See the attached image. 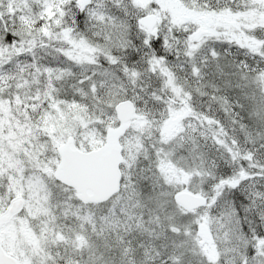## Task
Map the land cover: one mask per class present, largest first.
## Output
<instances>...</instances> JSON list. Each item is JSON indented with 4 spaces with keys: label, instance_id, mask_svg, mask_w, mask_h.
I'll use <instances>...</instances> for the list:
<instances>
[{
    "label": "snow or ice",
    "instance_id": "obj_1",
    "mask_svg": "<svg viewBox=\"0 0 264 264\" xmlns=\"http://www.w3.org/2000/svg\"><path fill=\"white\" fill-rule=\"evenodd\" d=\"M0 264H264V0H0Z\"/></svg>",
    "mask_w": 264,
    "mask_h": 264
}]
</instances>
